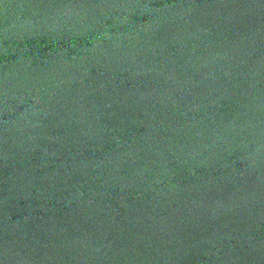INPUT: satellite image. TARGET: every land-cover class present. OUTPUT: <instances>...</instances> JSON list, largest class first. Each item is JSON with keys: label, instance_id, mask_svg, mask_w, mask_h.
<instances>
[{"label": "water", "instance_id": "95a60500", "mask_svg": "<svg viewBox=\"0 0 264 264\" xmlns=\"http://www.w3.org/2000/svg\"><path fill=\"white\" fill-rule=\"evenodd\" d=\"M0 264H264V0H0Z\"/></svg>", "mask_w": 264, "mask_h": 264}]
</instances>
